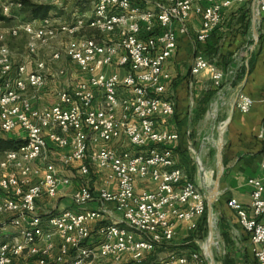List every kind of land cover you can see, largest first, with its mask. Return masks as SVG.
<instances>
[{
    "label": "built area",
    "instance_id": "1",
    "mask_svg": "<svg viewBox=\"0 0 264 264\" xmlns=\"http://www.w3.org/2000/svg\"><path fill=\"white\" fill-rule=\"evenodd\" d=\"M13 1L18 10L20 0ZM85 1L91 2L90 14L70 24L55 26L48 16L8 29L12 38L20 33L29 38L30 53L37 42L70 38L63 50L36 63L34 71L15 65L8 47L0 45V135L14 134L22 141L0 158V264H201L197 252L169 253L159 262L148 261L172 243L177 224L193 230L207 211L199 187L175 166L169 145L178 135L162 128L174 115V102L165 95L170 76L164 67L177 49V28L184 29L192 14L201 19L196 40L205 43L219 26L223 9L250 4L261 20L264 0H165L152 9L131 0ZM3 8L7 13L8 8ZM83 32L91 36L74 38ZM115 33L120 38L107 41ZM4 38L0 34V43ZM62 55L86 79L59 90L55 105L34 109L26 89L43 88L47 64ZM193 59L191 75L207 73L219 88L224 73L202 55ZM110 67L124 75L108 74ZM252 105L251 98L238 96L240 113L247 114ZM121 140L126 141V149L109 147ZM49 142L59 151V166L49 160ZM74 163H79L80 178L87 180L95 166L105 174L106 186H115V191H95L84 182L72 193L76 208L90 204L96 208L81 212L54 208L61 189L72 184L61 170ZM138 179H149L154 189L136 191ZM247 185L249 208L234 199L226 207L248 235L256 264H264V182L249 179ZM41 203L51 207L41 212ZM113 213L120 221L106 222ZM92 223H100L95 245ZM210 227H215L214 221ZM204 255L205 262L214 264L209 253Z\"/></svg>",
    "mask_w": 264,
    "mask_h": 264
},
{
    "label": "crops",
    "instance_id": "2",
    "mask_svg": "<svg viewBox=\"0 0 264 264\" xmlns=\"http://www.w3.org/2000/svg\"><path fill=\"white\" fill-rule=\"evenodd\" d=\"M73 1L80 6L85 0ZM131 1L145 9H152L155 3L165 2ZM63 2L64 0H55L56 5H50L53 7L49 15L54 21L53 25L70 24L82 15H87V12L80 11L79 6L72 8L70 4ZM72 10L76 13L72 22H62V18L58 17L60 13ZM255 12L250 4H233L223 9L219 26L205 43L196 40L197 32L202 26L200 17L194 14L190 16L184 29L178 27L176 30L177 49L164 67L170 76L165 95L174 102V115L162 123V128L178 135V139L169 145L174 154L175 166L199 187L206 198L207 211L193 230L187 224H177L172 243L167 248H162L165 250V259L169 253L188 256L193 252L199 253L201 257L205 256V252L209 253V258L212 259L213 246L221 243L230 254L223 264H256L248 235L240 228L236 216L226 207V202L234 199L249 208L251 189L247 181L261 179L264 182V170L261 168L264 161V19H257ZM89 35L91 36L90 32H83L74 38ZM120 36V33H115L106 39L114 42ZM20 37H24L26 41L24 54L16 55V51L10 45L7 46L15 65H25L27 70L34 71L36 63L46 62L53 55L46 52V49L53 45L52 41L56 38L45 43L37 42L34 53H30L27 47L29 38L24 33H20ZM53 47L64 49L57 42ZM215 54L221 56L220 59L226 65L225 70H221L225 76L219 88L214 86L207 73L198 76L190 73L195 55H202L209 60L210 57L218 58ZM52 66L54 67L51 68ZM230 71L232 74H229ZM106 72L124 75V71L116 67H110ZM44 75L46 82L43 88H27L25 91L32 107L38 110L55 105L59 90L70 89L75 82L86 79L84 72L63 55L59 61L47 64ZM239 95H245L253 101L247 114L240 113L236 107ZM16 137L14 134L0 135L4 139ZM109 147L122 151L127 144L125 140H121L113 142ZM48 148L49 160L60 165L59 151L51 142L48 143ZM78 167L79 163H74L61 170V175L69 177L72 184L69 188L61 189L57 201L53 203L57 210L81 212L96 208L95 204L76 208L71 202L72 193L84 182L95 191L102 188L115 191L114 185L106 186L105 174L95 166L90 167L87 180L80 178ZM154 187L155 184L149 179H138L135 184L136 191L152 190ZM41 207L40 211L46 212L51 205ZM109 221L119 222L120 216L113 213L106 222ZM211 221L215 222L213 229L210 227ZM99 225L100 223L90 224L92 245L97 243L95 234ZM217 237L220 243L216 241ZM193 244L199 252L194 250ZM102 264L111 263L106 261Z\"/></svg>",
    "mask_w": 264,
    "mask_h": 264
},
{
    "label": "rangeland",
    "instance_id": "3",
    "mask_svg": "<svg viewBox=\"0 0 264 264\" xmlns=\"http://www.w3.org/2000/svg\"><path fill=\"white\" fill-rule=\"evenodd\" d=\"M69 1L70 2H68V0H64L63 4H70V7H72V8L74 6L75 7L79 6V5H77V3H74L73 0L72 1L69 0ZM13 2H14L13 0H0V34H3L5 36L3 43H0V45L5 44L6 47L10 45L13 48V50L16 51V55H22V54H24L23 51H24V48L26 46L25 38L24 37H20V38L16 37L13 39L11 36H9L8 29L13 27V26H16L17 24L21 25L23 23H28L32 20L27 16L18 14L17 9L14 6H12ZM52 4H53V6L56 5L54 3H52ZM5 6L8 8L7 13H5L4 8H3ZM91 7H92L91 2L84 1L79 6V9L81 12H87V14H90ZM75 14L76 13L72 10V12H62V13H60V16H58V17L62 18L61 19L62 22H66L67 20H68V22H70L73 15H75ZM82 14H84V13H82ZM67 41H68V38L63 37V36H58L52 42H54V43L57 42L59 44H62V47H64V45ZM54 43H52V44L54 45ZM53 45L50 48H47L46 52L53 53V52L61 51L60 47L56 48V47H53ZM215 56H217V54H215ZM217 57L218 58L210 57L209 58L210 63L215 65V67L217 69H219L220 71L225 70L226 65L223 64L222 60L220 59L221 56H217ZM53 67L54 66H52L51 68H53ZM0 156H1V154H0ZM57 166H59V164ZM41 205H45V203H41ZM216 230L214 231L215 234H217ZM201 241L203 242L204 238ZM216 241H218L220 243L218 237L216 238ZM198 242H200V239ZM210 243H211V241H210ZM193 245L195 247L194 250H197V246L195 244H193ZM197 251L199 252V250H197ZM186 253L188 254V252H186ZM229 255L230 254L227 251V247L223 246L221 243L218 246L216 244V246H213V248H212L211 257H213L212 259L215 260L216 264H223V262L226 261L227 256H229ZM164 256H165V250L160 249L157 251L156 255L154 254L148 261L149 262H159L160 260L165 259ZM201 259H202L201 264H208V262H205V257H201ZM213 263H214V261H213Z\"/></svg>",
    "mask_w": 264,
    "mask_h": 264
},
{
    "label": "trees",
    "instance_id": "4",
    "mask_svg": "<svg viewBox=\"0 0 264 264\" xmlns=\"http://www.w3.org/2000/svg\"><path fill=\"white\" fill-rule=\"evenodd\" d=\"M20 7L17 13L29 17L31 20H40L47 18L53 7L50 5H39L35 4L30 0L18 1ZM22 141L17 138H0V154L15 150Z\"/></svg>",
    "mask_w": 264,
    "mask_h": 264
}]
</instances>
